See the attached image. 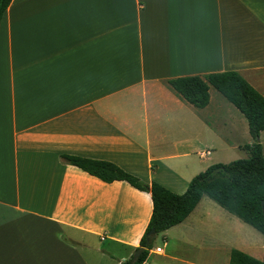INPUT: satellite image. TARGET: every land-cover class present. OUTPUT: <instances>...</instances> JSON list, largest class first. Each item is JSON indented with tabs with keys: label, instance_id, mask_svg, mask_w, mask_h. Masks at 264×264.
Returning <instances> with one entry per match:
<instances>
[{
	"label": "crops",
	"instance_id": "1",
	"mask_svg": "<svg viewBox=\"0 0 264 264\" xmlns=\"http://www.w3.org/2000/svg\"><path fill=\"white\" fill-rule=\"evenodd\" d=\"M223 72L264 97V0H12L0 23V264L131 261L150 194L61 156L183 194L213 156L253 142L248 124L250 141L234 138L243 115L212 86L200 109L168 83ZM232 250L262 260L263 236L204 195L144 264H229Z\"/></svg>",
	"mask_w": 264,
	"mask_h": 264
},
{
	"label": "trees",
	"instance_id": "2",
	"mask_svg": "<svg viewBox=\"0 0 264 264\" xmlns=\"http://www.w3.org/2000/svg\"><path fill=\"white\" fill-rule=\"evenodd\" d=\"M11 1L0 0V23ZM168 83L185 102L200 109L208 105L209 87L212 86L246 119L253 142L242 147L247 158L208 166L190 180L181 195L156 182L146 184L109 162L61 156L67 164L104 183L124 181L150 194L152 214L139 243L141 253L134 264H144L152 250L154 237L183 222L204 195L253 227L264 239V154L259 140L264 131V97L237 72L179 77ZM151 230L155 231L154 237L149 236ZM122 264H130V260ZM229 264H264V254L262 260H256L232 250Z\"/></svg>",
	"mask_w": 264,
	"mask_h": 264
},
{
	"label": "rangeland",
	"instance_id": "3",
	"mask_svg": "<svg viewBox=\"0 0 264 264\" xmlns=\"http://www.w3.org/2000/svg\"><path fill=\"white\" fill-rule=\"evenodd\" d=\"M241 118L245 122L244 127H241V126L238 127L234 138L237 139V141H239L240 143L246 144V143H248L247 141H250V138H248V140H246L247 136H246L245 127L247 128V122L242 116H241ZM261 145L263 146V154H264V132L261 136ZM213 157H214V161H216L213 164H229L235 160L245 159L248 156H247L246 152L240 151V152L232 154V155L224 153V154H217L216 156H213ZM157 244L159 247L163 248V243L161 241H158Z\"/></svg>",
	"mask_w": 264,
	"mask_h": 264
},
{
	"label": "water",
	"instance_id": "4",
	"mask_svg": "<svg viewBox=\"0 0 264 264\" xmlns=\"http://www.w3.org/2000/svg\"><path fill=\"white\" fill-rule=\"evenodd\" d=\"M149 236H150V237H154V236H155V231H154V230H151V231L149 232ZM140 253H141V249H137V250L134 252V254H133V256H132V259H131V261H130V264H134V263L136 262V260H137V258L139 257Z\"/></svg>",
	"mask_w": 264,
	"mask_h": 264
},
{
	"label": "built area",
	"instance_id": "5",
	"mask_svg": "<svg viewBox=\"0 0 264 264\" xmlns=\"http://www.w3.org/2000/svg\"><path fill=\"white\" fill-rule=\"evenodd\" d=\"M156 252H160V249H159V248H157V249H156Z\"/></svg>",
	"mask_w": 264,
	"mask_h": 264
}]
</instances>
